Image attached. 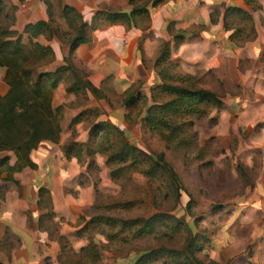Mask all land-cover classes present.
Here are the masks:
<instances>
[{"label":"trees","instance_id":"trees-1","mask_svg":"<svg viewBox=\"0 0 264 264\" xmlns=\"http://www.w3.org/2000/svg\"><path fill=\"white\" fill-rule=\"evenodd\" d=\"M41 1L46 7L47 19L26 23L22 32L16 33L9 31L12 24L1 21L2 18H10L14 23L15 11H12V6L6 11L4 0H0V66L6 68L4 81L9 86L7 93L0 95V152H12L16 157L13 165L9 164V155L0 157V176L5 174V180L14 182L15 172L26 166L35 167L30 158L33 150L43 142L56 143L59 140L63 106L52 105L53 91L58 83L64 79L67 92L75 93L84 102L89 99L88 89L93 90V86L78 73L74 53L79 45L89 40L91 25L99 21L130 25L134 18H148V6L162 0H129V11L108 7L98 9L94 11L91 22H87L81 11L64 0ZM244 2L257 5L256 0ZM214 14L219 12L215 10ZM58 19L64 23L63 28ZM222 19L227 39L237 47L256 38L255 22L250 11L230 4L224 8ZM168 31L173 36V45L167 41L158 50L154 62L158 82L150 90L151 103H148V97L129 88L122 97V105L127 110L126 117L131 120L136 101H142L145 104L141 118L144 132L158 136L166 147L176 141L180 146L191 147L197 144L192 118H204L209 113L207 107L221 108L224 103L220 93L204 86L199 78L178 70L171 52L172 47L182 43L185 32L174 30L173 21L168 24ZM23 35L26 41H23ZM40 36L48 41L56 39L61 45L68 46V54L63 57L62 64L45 69L44 59L54 60L55 50L51 45L35 41ZM84 102L77 103L76 107L84 105ZM73 122H83L88 135L86 141H78L77 133L72 129L70 138L61 146L67 159L74 157L79 165L89 168L95 163L96 154H104L110 177L115 180L126 178L129 171L138 168L153 176L160 173L166 179L167 197H171L175 205L179 204L184 187L163 151L150 153L132 144L129 135L117 123L100 120L94 108H84ZM191 203L189 199L184 205L187 212ZM37 205L39 209L45 210L40 218V227L49 230L50 236L59 243L57 259L61 264L101 263L100 257L89 244L82 246L79 251L69 247L67 240L60 234V223L53 220L55 213L48 188L38 189ZM130 205H98L89 219L78 216L77 223L81 227L75 234L81 236L95 225L104 223L113 227L111 238H119L126 244L131 239H141L151 234L160 233L171 238L178 232H186L187 240L182 250L166 246L146 248L126 254L113 264H151L161 257L182 261L183 264H205L197 255L201 250L197 235L192 232L184 216L176 217L162 212L130 219L119 215L121 210L129 209Z\"/></svg>","mask_w":264,"mask_h":264},{"label":"rangeland","instance_id":"rangeland-1","mask_svg":"<svg viewBox=\"0 0 264 264\" xmlns=\"http://www.w3.org/2000/svg\"><path fill=\"white\" fill-rule=\"evenodd\" d=\"M4 2L6 11L12 6L15 20L14 23L10 18H2L1 21L12 24L9 31L21 33L22 30L16 29L19 1ZM58 22L63 28L64 23L60 19ZM22 39L26 41V36L23 35ZM35 41L51 45L54 50L58 44L56 39L48 41L43 36ZM244 46L237 48V71L224 70L219 77L202 68L178 66L181 73L199 78L204 86L220 93L224 103L221 108L207 107L209 113L204 118H192L196 145L183 147L176 141L166 147L158 136L143 131L142 120L134 123V134L129 136V141L150 153L163 151L166 160L178 173L184 187L179 204L175 205L171 197H167L166 179L162 174L153 176L138 168L129 171L126 178L115 180L110 177L106 156L98 153L92 166L80 165L81 172L73 176L75 180L69 188L71 194H81L82 188L91 194V203L79 213L75 209L74 213L89 219L98 205L131 203L130 208L121 210L119 215L130 219L162 212L184 216L197 235L201 245L197 255L205 264H264V50L256 54ZM44 61L45 69L53 62ZM78 70L85 73L83 69ZM61 81L65 83L64 79ZM110 98V101L109 98L105 101L111 107L121 102L120 97ZM56 99L60 101L62 94H57ZM81 102H84L82 98L76 97L72 103L62 105L66 119L60 121V131L64 123L65 141L70 138L72 129L77 133L75 138L80 141L79 132L73 124L77 115L72 119L71 109ZM83 106L94 108L98 114L106 111L102 105L89 102V99ZM144 111L145 104L140 101L131 112L133 118L139 119ZM83 127L85 129L86 125ZM189 199L192 203L187 212L184 205ZM78 216L68 222L63 236L73 251L89 244L100 257V264H113L126 254L146 248L166 246L181 249L188 235L178 232L169 238L156 233L131 239L125 244L119 238H111L113 227L102 223L77 236L75 232L81 227L77 223ZM64 221V218L57 220L60 228ZM151 264L183 263L161 257Z\"/></svg>","mask_w":264,"mask_h":264},{"label":"crops","instance_id":"crops-1","mask_svg":"<svg viewBox=\"0 0 264 264\" xmlns=\"http://www.w3.org/2000/svg\"><path fill=\"white\" fill-rule=\"evenodd\" d=\"M64 1L76 7L89 21L94 11L105 7L131 10L129 0ZM256 2L257 5L252 6L244 0H162L148 6V18H134L130 25L102 21L92 25L89 40L79 45L74 54L78 67L85 72L78 73L93 86V90L88 89L89 102L106 108L104 114H99V119L111 120L129 136L134 134V123L139 122L143 114L139 119L133 116L128 119L122 97L129 88H134L137 93L149 98L151 88L158 82L154 70L158 50L164 42L169 41L173 45V36L168 31L171 21L174 30L185 32L182 43L172 47L171 57L178 66L202 68L217 76L224 70L237 71L236 53L240 47L227 39L222 14L230 4L251 12L257 36L244 47L259 54L264 50V0ZM17 5V30L21 31L26 23L47 19L46 7L40 0H24ZM215 10L219 14H214ZM55 49V59L48 69L62 64L69 50L68 46L59 42ZM5 71L6 68L0 66V95H5L9 89L4 81ZM57 94H62L60 101L56 99ZM112 96L121 100L113 107L105 101L108 98L110 101ZM76 97L75 93L67 92L65 83L60 81L53 91L52 105L72 103ZM139 102L136 101L134 106ZM86 107L72 108L71 118ZM62 119H66L65 116ZM73 124L79 132L80 141H85L88 131L84 129L83 122ZM65 129L64 123L61 124L58 142H43L31 152L30 158L35 167L26 166L15 172V182L5 180V174L0 176V264H61L57 259L60 252L58 241L50 236L49 230L40 227L41 215L45 213L37 205L40 187L50 190L55 213L53 220H65L61 223L62 235L68 222L75 220L79 211L91 203V194L86 189L79 188L81 194L78 195L71 194L69 190L75 180L73 176L79 174L82 167L75 158L66 159L63 156L61 145L67 138ZM4 155L10 156L9 164L13 165L15 155L0 152V157ZM87 195L89 199H86ZM75 209L78 213H74Z\"/></svg>","mask_w":264,"mask_h":264}]
</instances>
